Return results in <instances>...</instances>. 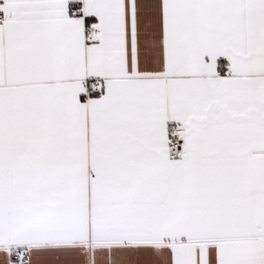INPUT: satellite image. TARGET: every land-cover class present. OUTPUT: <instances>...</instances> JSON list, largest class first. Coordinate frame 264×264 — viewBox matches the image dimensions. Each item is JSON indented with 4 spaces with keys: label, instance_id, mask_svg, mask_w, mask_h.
Segmentation results:
<instances>
[{
    "label": "snow or ice",
    "instance_id": "obj_1",
    "mask_svg": "<svg viewBox=\"0 0 264 264\" xmlns=\"http://www.w3.org/2000/svg\"><path fill=\"white\" fill-rule=\"evenodd\" d=\"M0 264H264V0H0Z\"/></svg>",
    "mask_w": 264,
    "mask_h": 264
}]
</instances>
